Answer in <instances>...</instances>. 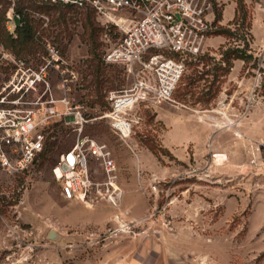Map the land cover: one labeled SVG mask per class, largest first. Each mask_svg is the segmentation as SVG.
Segmentation results:
<instances>
[{"label":"rangeland","instance_id":"1","mask_svg":"<svg viewBox=\"0 0 264 264\" xmlns=\"http://www.w3.org/2000/svg\"><path fill=\"white\" fill-rule=\"evenodd\" d=\"M7 1L4 25L12 31L18 0ZM36 1L69 8L63 27L60 10H28L38 25L35 41L44 42L34 58L47 59L40 69L0 41V153L9 163L0 160V264H130L144 247L141 264H264V170L254 173L245 147L264 126V0H213L221 13L216 25L232 34L213 31L205 52L186 60L171 101L136 106L139 121L126 140L103 117L109 92L134 79L124 66L103 61L119 28L89 6ZM88 18L99 28L95 58ZM234 49L243 57L226 58ZM9 63L16 69L6 78L2 68ZM93 64L103 70L99 91ZM22 112L33 115L31 135L43 140L21 170L15 169L19 144L6 138ZM78 112L81 134L105 144L116 164L115 204L102 199L86 206L60 193L54 166L78 138ZM239 131L249 137L244 143ZM45 148L52 150L47 159L40 155ZM216 154L225 158L216 161ZM88 164L103 181L99 161L90 157ZM97 212L105 220L90 222Z\"/></svg>","mask_w":264,"mask_h":264},{"label":"built area","instance_id":"2","mask_svg":"<svg viewBox=\"0 0 264 264\" xmlns=\"http://www.w3.org/2000/svg\"><path fill=\"white\" fill-rule=\"evenodd\" d=\"M69 1L95 9L104 23L119 28L120 37L106 50L103 61L124 66L134 74V79L127 88L109 92V109L103 117L114 133L126 140L139 121L132 114L133 109L141 103L171 101L186 69V60L196 59L205 52L207 40L215 29L213 0H66ZM1 112L4 114L2 108ZM22 113L11 138H6L8 144H19L15 169L21 170L33 161L43 140L42 134L31 135L33 115ZM76 114L80 125L78 138L69 151L60 154L54 166L60 193L65 200L86 206L102 199L115 204L120 194L116 164L105 144L81 134L85 120L79 112ZM245 147L248 165L254 173L264 170V141L251 140ZM90 157L102 166L103 181L94 179L88 164ZM0 160L3 166L9 165L4 153H0ZM114 219L119 223L117 214Z\"/></svg>","mask_w":264,"mask_h":264},{"label":"trees","instance_id":"3","mask_svg":"<svg viewBox=\"0 0 264 264\" xmlns=\"http://www.w3.org/2000/svg\"><path fill=\"white\" fill-rule=\"evenodd\" d=\"M2 3H3L2 5L3 9L0 14V41L5 48L9 49L13 54L16 55V58H21V60H23L25 63L29 60V59L28 60L26 59L27 57H32V59L36 57L37 49L39 50L45 49L42 46L44 43L43 40H41L42 44L41 43L39 44L38 42L35 41L34 37L37 31L36 29L38 28V25H37L36 20H34L33 17H31V13H29L28 10L44 13L47 15L52 14V12L55 10H60V16H58V19H57L58 24H60V26L62 25L65 26L66 24L64 9L69 8L68 5L54 4V3H51L50 1L37 2L36 0H18L13 6V11L15 12V14L19 16V24L15 25L14 29L11 31L6 28V25H4V21H5L4 14L6 10H8V8L10 7V2L8 1L6 2V0H0V4ZM216 5L217 4L213 1V9L215 12L214 33L231 35L232 32L230 29L221 27V25H216V22H219L221 20V13L218 10V7H216ZM241 11H242V7H241ZM86 29H87V37L90 40L91 54L95 58L97 55V47L99 46L97 42L99 28L93 21H91L88 18L86 22ZM225 55H226V58H229L231 55H233L235 58L243 57L241 52L239 54L238 49H234L233 51H230V53L227 52L225 53ZM35 62L37 64L36 66H38V68L40 69V66L46 64L47 59L40 60L38 58L37 60H35ZM93 65L95 69H97L95 77H96V83H97L96 87H97V90L99 91L100 84L101 82H103V80L99 81L98 78H100V74H102L103 70L100 69V72H99L98 70L99 65H96V64H93ZM2 69H3L2 71L6 73V76H7L6 78H9L11 74L14 72V70L16 69V66L9 63L7 66L3 67ZM97 95L99 96V98L102 97L101 95L98 94V92H97ZM0 97H2V93L0 94ZM15 98H17V95L13 96L12 100H14ZM9 104L10 105H5L2 103L1 105H3L4 107L9 106L10 108L5 107L8 109L15 108V105H12L13 103H9ZM107 109H109V107ZM51 144L55 146L56 143L54 141H51L50 144L48 145L51 146ZM70 149H68L67 151H69ZM47 152L48 153L52 152V150L45 148L43 152L40 154L43 159H47V156H48Z\"/></svg>","mask_w":264,"mask_h":264},{"label":"crops","instance_id":"4","mask_svg":"<svg viewBox=\"0 0 264 264\" xmlns=\"http://www.w3.org/2000/svg\"><path fill=\"white\" fill-rule=\"evenodd\" d=\"M240 132V131H239ZM240 136H241V143L243 142H245L247 139H245V137H247V138H249L246 134H244V133H242V131L240 132ZM256 136L259 138V139H261V140H263L264 141V126L263 127H260V129H258V131L256 132ZM171 147V146H170ZM103 220H105L104 219V215H102V213H99V212H97V213H95V216H94V219L93 220H91L90 222H92V223H95V224H98V223H100V222H102ZM89 223V222H88ZM147 251H146V247H144V248H141V250L139 251V257H137L135 260V262H130V264H141V261L144 259V258H146L147 257ZM169 260V259H168ZM173 260V259H172ZM172 260H169L168 261V263H170L171 262V264H176V263H174V262H176L175 261V259H174V261H172ZM165 264H166V262H164Z\"/></svg>","mask_w":264,"mask_h":264},{"label":"bare ground","instance_id":"5","mask_svg":"<svg viewBox=\"0 0 264 264\" xmlns=\"http://www.w3.org/2000/svg\"><path fill=\"white\" fill-rule=\"evenodd\" d=\"M215 157H217L216 161H219V160H222L223 158H225L223 155H220V154H216Z\"/></svg>","mask_w":264,"mask_h":264},{"label":"water","instance_id":"6","mask_svg":"<svg viewBox=\"0 0 264 264\" xmlns=\"http://www.w3.org/2000/svg\"><path fill=\"white\" fill-rule=\"evenodd\" d=\"M14 23L15 25L19 24V19L16 16L14 17ZM50 235H53V233L51 232Z\"/></svg>","mask_w":264,"mask_h":264}]
</instances>
